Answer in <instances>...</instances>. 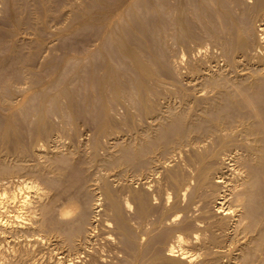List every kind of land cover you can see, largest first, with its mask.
Instances as JSON below:
<instances>
[{
  "label": "bare ground",
  "instance_id": "1",
  "mask_svg": "<svg viewBox=\"0 0 264 264\" xmlns=\"http://www.w3.org/2000/svg\"><path fill=\"white\" fill-rule=\"evenodd\" d=\"M1 1L4 3L2 8L4 7V9H3L4 14L3 15H5V16H1V18L4 17V20L6 21L5 24H10L13 27L12 29L10 28L11 30L10 29L7 30V35L9 36V38L10 37L14 38V36H15V39L18 37H21V35L19 34V31H21L20 33H23L22 30L29 29L28 31L33 32L32 34L36 38L34 40H36L38 43H40V44H38V45H40V47H38L39 51L37 49L36 50L34 49L36 52L35 51H33L34 53L30 52V55L27 53L29 51L25 52L27 47H26V49L24 47H20L22 43L21 44L19 43V45H17L18 43H16V42H15V45L13 47H10V51L6 50V49H8L7 47H9V46H7L5 48V51H7V53L1 54V55H4V57H3L2 61L0 60V84L2 86H5L6 90L9 92L8 93L9 96L12 99H11V101L5 100V102L3 101L4 103L1 102L0 107L3 106V110L5 112H6V108H8V107L11 108L12 112L15 111L14 107L18 108L17 106H19L20 111L21 110L24 112L26 111L24 116H21L22 115V114H20L21 112L17 110V113H19L21 117L16 114V111L13 112L15 114L11 113L10 115H8L9 113H7L8 116L4 115L5 117H7V119H4L5 117L3 118L2 114L4 112L1 113V111H0V128H1L0 132H1V134L4 137L10 139L11 141L13 139L16 146H20V144L22 142L21 140H23V139L19 140V137L23 138V136H25L24 134H26V132L31 134V136H34L35 138L42 139V137H43L47 142L49 140L51 132H53L52 131L53 125L49 120V115L51 113H53V112H51L52 109L56 106L58 109V106L60 105L59 100L61 99V97H65V99L67 98L66 101L67 100L69 101L68 107L72 108L74 105L79 106V103H82V102H80L79 96L77 97V94H79L82 86H85L86 90L89 89L88 91H91V92L95 91L96 92V94L93 97H91V98H93L90 100V101H92V103H89V104L87 103L86 105L83 104V106H81L82 111L80 110L81 114L84 116L85 115H93V116L95 115V116H97V117L94 116L95 118L100 119L99 123L97 124L98 126H96L97 127L96 132L95 133H94V131L92 132V133H94L93 135L96 134L95 139H93L94 141H92L94 144L93 148L96 149L95 151L98 152L99 150H101L99 148H101V147L103 148V146L106 143H110L112 145V147H109V148L114 149L113 147H116L117 145H119V140L122 136L121 134L123 133L124 128H125V130H127L124 133V138L126 139V141L124 140L125 141L124 145L120 143L118 148H120V147L121 148L118 152L116 151L115 153H112V152H110L111 150L109 149L107 153H104L106 155H104L102 157H101V155H99L102 153H99V154L97 153L98 155L95 153V155L93 157L94 158L93 161L96 162L95 164L98 163L99 167H102L105 170H108L109 172L106 171L107 174L114 172V174H112L113 179L118 178L119 181L126 183V184L124 183L126 189L123 186V188L127 191L126 193H128L127 198H129L128 200L126 199L127 200L126 202H124V201L122 202V200H120V199H124L123 197L126 196L127 194L124 193L125 195L121 197L122 192L121 193L118 192V193H120V197H121L119 199L118 198L119 196H117V194H115L116 190L112 189L113 186L111 187V185H110L112 182V180H111L112 178L110 179L111 182H109V181L102 179V177H104L103 175H102V177H100V179H102V182L104 181L103 187H102L103 190H102V188L100 189L102 191V194L101 193H98V194H101L105 197V198H100V199H103V200L106 199V201L110 207V208H107V207L106 208L108 209V211H109V209L111 210V211H109V213L112 212L110 215L113 216L112 218H113L114 225L116 228L115 230H117L116 232H118L119 236L121 237L120 241L122 242V244L121 243L120 244L123 245L122 247H124V249L127 252H129L128 254H130V256L132 257V258H128V259H131V264H194V261H195L194 255H192L193 253L190 254L189 250L187 251V246H186V240L187 239L185 240V238L183 237L185 231H188V233L191 231L189 235H186L187 232H185V237L187 236L188 238H190L192 240V242H194L193 240H200L199 239V232H204V231L209 232L210 238L208 239L209 236H207L206 238L209 240V242L212 243L211 245L218 244V241H219L218 237H216V234L214 233V231L212 229L213 224H211V223L213 221L212 222L210 221L211 223L209 222L211 225L209 224L206 226L204 224L205 227H202L200 225V224H202V221H200L201 219L200 220L194 219L192 222L189 221L188 223L187 222H184L181 224L179 223L180 226L172 224L176 227L178 226L180 229V232H179V234L174 235L171 240H169L170 238L168 239V237H166V239H168L171 242L173 240V242L176 244V246L169 245V247L167 249L165 247L164 251L158 250L156 247L157 243H159V239L162 237L159 238V237L150 236V234L148 232L146 234L147 239L144 242H143V240L146 237L144 239L139 238L137 231H136L137 225L136 224L134 225V226H136L135 227L136 229L133 228L132 223H130L127 220L129 218L126 219L128 214L125 217L124 213L126 210H131V211L134 210L135 214H134V212H132V213L134 214V216H137V222H139L138 220H142V221L145 219L148 220L147 218L150 217L151 212H153V209H154L153 205L154 204L156 205L155 202H154V204H152L153 201H151L152 199L150 198L151 194H149L150 192L148 193V191H149L150 187H152L154 184L160 185L161 182L158 183V181L161 178L159 176V180H158L157 177L159 174L162 175L163 173H165L164 176H166V180L168 181L165 183L166 184L169 183L171 189L174 191V193L176 195L175 200H177L179 203L182 201V204H183V200L184 199L186 200L187 197L189 199L188 202L190 201V203H188V202L187 203H188V205H191V206H192V204L197 205L199 203V202L194 203L197 201L196 199H198L200 202H203V201L207 202L208 198L210 199V197H211L210 195L214 194L211 191L209 192L208 191L209 189L215 190L214 192H216V188L217 189H219L220 187L225 188V190L221 191L219 194H218V192H217V194L215 193L216 194V196L214 195L215 198H213L214 196H212L214 201L212 202V200L211 199L210 200H211V203H213L214 209L211 206L212 208L211 207L210 208L213 210L209 211V212H211V213L213 212L216 217L218 216L220 218V220H222V222H223V225H224L223 227L226 226V229L229 225L227 223V221L233 220L235 225H233V224L232 225L234 226V229H235L234 232L237 235H241L242 237L244 236V238L248 237L249 235H251L253 237L252 243H250L248 245L243 244L241 246L240 255L238 253L239 257L238 258H231L232 257V255H231V257H230L231 261L230 260L229 261L231 262V264H259L260 262H262L260 264H264V0H91L90 2L85 3L84 5H81V3H80V5H77V6L76 5L73 6L75 4L74 3L75 0H17L18 3L20 2L19 3L20 5L18 6L22 10V11L20 10V12H18L19 9L16 8L17 2L14 4V0H0V2ZM79 2H80V0L78 1V3ZM67 3L72 5V9H71L69 16H68L69 18L66 16V18H68L67 20L69 22L68 30H67L68 33H69V31H71L70 33H72V32L73 33H79V32H82L81 30L85 31V29L88 30L89 28L95 29V31L97 33H95V32H93V33L97 34L96 36H98V43L99 44L95 45L96 46L95 50L90 49V48H88L89 50H86L85 49L86 47L84 48L82 45L81 46H73L71 48L70 51H72V52L74 51L75 52V53L73 52L74 54H78L79 55L78 58L81 61L80 67H79V68H81L80 69V72L82 71L81 73L76 74V72L74 73L75 69H72L74 76H75V74L77 75L76 76L77 78L74 82H76L75 84L78 85L77 87L81 86V88L73 90L70 87L72 85L71 84L68 85L69 83L66 84L64 81V83L66 85L64 83H63V85H65V87L64 88L62 87V89H59L58 93L52 94V91L50 92V90H53L52 88H54V86H56V85L59 86L61 81H63L66 78L64 75L66 74L65 71L67 70V68H69V66L66 65L67 63L65 64V61L64 62L61 60L59 61V59L55 56L57 54V52L55 55H53L55 52L54 53L51 52L52 54H46V57L48 55L47 60L43 61L42 56H41L42 57L41 60H40V58L38 59L39 62L40 61L45 62V63H43L44 69H43V67H40V69L42 68L44 70L43 73H45L46 76L40 75L39 69H38L39 73L35 72V70H34V68H35L34 64L36 61V60H34V58L36 56L39 57L44 52L43 51L40 53L41 48L45 45V40L47 38L46 36H48L51 33V31H50L51 26L49 25L50 23H48V21L50 19H57V18L60 19L61 18L60 22H62L61 20L64 19V17H63L64 15H62V17L59 18V13ZM1 5H2V3H1ZM1 5H0V7H1ZM81 6H83V7L81 8ZM78 7H80V8H78ZM68 8H70V6L68 7V5H67L66 6L67 11H68ZM66 9H64V11ZM159 9L161 11L162 10L167 11L166 13H169L168 11H170V10H172V12H174L173 17L169 18L170 16L166 15V16H168L167 19L164 18L166 21L169 20L168 21L169 24H171V26L173 27L172 28V36L176 38V41L174 39V42L178 41L179 43H181L183 45L187 42V39L188 40L190 39L192 41H196V40L198 41L199 40L201 42L203 40H204L203 42L207 41L206 43L211 45L213 48H215L216 52H219V51L221 52V54H222L221 58L226 57L227 60L233 62V64L239 65L238 69H239V67H241L240 68L241 72L245 71V70L248 71V72H246V73H248L247 75L246 74L244 75V73L239 74V75L236 74V76H237L236 78H238V79L236 81H234V83L232 85L236 84L237 86H239L238 87L239 89L241 87H242L241 90L245 89L244 92L248 91L247 93H250L252 96L249 94V98H247V99L250 100L252 98L251 101L253 99L255 100V102H254V100L252 101L254 103L253 104L254 107H255V104H257L256 101H258L259 106L256 105V107L258 108L257 113H256V111L253 112L251 114L252 116L249 114L250 117L246 116L247 114L245 112L244 113L246 115L243 113L242 108L244 110V107L241 108V106L242 105L244 106V104L246 103V100L243 99L244 103H242V100L240 99L241 97H239L241 95L240 92H242V91L239 92L240 95H237L238 94L237 92L239 90L238 89L236 90V87H237L236 85H234L235 88L233 87L234 89H232L231 85H230L231 83L228 84V82L226 81L227 83L225 82L226 83L225 84L223 81H221L220 77L217 78L218 76L215 74L216 70L214 71L215 73L213 71H209L210 65H211L210 63H212V62H210L208 65V67H209L208 72L206 74L203 73L204 79L201 78V80H204V81H202L203 84L202 83L201 84L206 89H210V90L212 89L214 91L216 90L217 91L216 93L219 92L218 94L221 95L220 97H222V100H219V101H221V103L218 100H215L216 96L215 97L213 96L214 98L212 97V99H206L204 109H202L200 114H197L195 111L192 110V108H194L193 103L196 101V99L194 98L195 99V101L193 100L194 102L191 100L192 101V104H191L190 100L186 101L185 100L186 98H184V101L180 102L183 104V107L181 104L182 109L180 110L178 108V110H180L179 112H178V110L177 111L173 110L174 107L173 108L171 107V109H169L168 106H170V105H166V107H168V109L166 111L163 110L166 107L164 105L165 103L163 104L160 101L162 99V97H161L162 95H161L159 89L162 88V92L166 93V91H164V90L171 89V85H175V84L178 85V83L180 85V82H178L175 78L178 75L174 77L175 73H173V71H174L173 68H176L175 67L176 65L173 67L172 62L167 60L170 57L169 56L170 53L166 52V50L164 48H161L159 45V39L162 38L161 36H163V35H162L161 31L158 30L160 27L158 28V25L156 23H159V22L161 23L164 16H162V17L159 16L156 18L155 16H157L158 14L153 15V13ZM18 13L24 14V17H22L23 15L20 17ZM63 13L64 12H62V14ZM170 14H171V12H170ZM0 15H2V13ZM164 15H165V12H164ZM64 22L65 21H63V23ZM3 23H4V21H3ZM169 24L166 23V25H168V26H169ZM60 25H62V24H59V26ZM0 26H3V25H0ZM168 26H166V27H168ZM53 28H52V30H53ZM63 29H65V27L62 28V32L59 31V29L57 30V31H59L58 37L60 36L62 39H65L64 38L65 37V31H63ZM92 29H91V31H92ZM161 29H162V27H161ZM168 29H170V27ZM30 30H32V31H30ZM3 31H5V30H3ZM18 34L20 36H18ZM166 34H169V31L166 32ZM166 34H165V37L170 36V35L166 36ZM2 35H4V34H2ZM25 35H27V34H25ZM29 35H30V33H29ZM51 35H52V33H51ZM83 35H86V34H83ZM89 35L91 36V34H89ZM94 36H93V38H94ZM96 36H95V38H96ZM31 37H29V40ZM72 37H74V36H72ZM173 37H171V38H173ZM4 38L9 39V38H6V34H5ZM53 38H54V36H53ZM91 38H92V36H91ZM66 39H70V38L66 37ZM92 39H90V40H92ZM166 39H169V38H166ZM12 40H14V39H12ZM17 40H20V39L18 38ZM27 40H28V38H27ZM27 40H26V42H27ZM3 41H5V40H3ZM94 41H92L91 44H94L97 42V41H95V42ZM169 41H170V39H169ZM171 41H173V39ZM17 42H19V41H17ZM21 42H23V41H21ZM54 42L55 41H53V43ZM57 42H58V40H57ZM80 42H81V40H80ZM88 42H89V40H88ZM163 42L164 41H162V43ZM1 43L3 45L2 41H1ZM31 43H29V44H31ZM78 43H79V41H78ZM162 43H160V44H162ZM198 43H195V44H198ZM206 43H204V45L202 44L203 46H200V48L202 47L204 49L205 47L209 46ZM12 44H13V42H12ZM12 44H11V46H12ZM25 44H27V43H25ZM54 44H56V42ZM68 44H69V42H68ZM72 44L75 45L74 42ZM171 44H174V43L171 42ZM181 44H180V47H181ZM5 45H7V44H5ZM33 45H35L34 42H33L32 46ZM51 45L52 44H49V46H51ZM191 45H193V44H191ZM23 46H24V44H23ZM63 46H65V45H63ZM63 46L59 45V47H63ZM86 46H87V44H86ZM162 46H164V45H162ZM44 47H46V45ZM59 47L57 48V50L59 49ZM166 47H168V46H166ZM169 48H171L173 50V47H169ZM190 48H191V46H190ZM2 49H4L3 46H2ZM46 49H48V47L45 48V51H46ZM49 49H51V47ZM55 49H56V46H55ZM64 49L65 48L60 49V50H64ZM166 49H168V48H166ZM211 49H210V52H212ZM217 49L219 51H217ZM29 50L32 51V49H29ZM184 50H185V48H184ZM190 50H192V48ZM200 50H199V52H197V54L200 53V55H201L202 50L201 51ZM47 51H50V50H47ZM187 51H188V49H187ZM193 51H195V50L193 49ZM193 51L192 52L188 51V52L194 53ZM196 51H198V50H196ZM46 52H44V55ZM0 53H5V52H0ZM166 53H168V55H165ZM67 54H68V52H67ZM221 54H219V55H221ZM60 55H62V54H60ZM202 55L204 56V54H202ZM213 55H216V54H213ZM166 56H169V57L166 58ZM198 56H199V54H198ZM61 57H63V56H61ZM74 57H76V56H72V58H74ZM69 58H71V57L69 56ZM202 58H204L203 60H205L206 57H201L200 59L202 60ZM209 58H207V59H209ZM75 59H74V61H75ZM169 59H171V57ZM196 59H198V58H196ZM255 59L257 60V62H254ZM181 60H183V59H181ZM224 60H226V59H224ZM68 61H70V60H68ZM80 61H78V62H80ZM86 61L88 62L87 64H85ZM209 61L207 60V62H209ZM226 61H224V62H226ZM189 62L191 63V61H189ZM195 62H194V64H197ZM200 63H203V62L200 61ZM39 64L41 65L42 63H39ZM187 64H189V63H187ZM187 64L186 65L183 64V68H185L184 66L187 67L188 66ZM205 64H206V62H205ZM72 65H73V63H72ZM72 65H70V66H72ZM75 65L76 64L74 62V67H75ZM201 65H203V64H201ZM235 65H233V67ZM33 66H34V68H33ZM197 66H199V65H197ZM204 66L205 65H203V67ZM227 66H226L225 70H229V69H227ZM208 67H206V68H208ZM233 67L230 66L229 68L232 69ZM36 68H37V66H36ZM38 68H39V66H38ZM211 68H212V66H211ZM221 68H222V66H221ZM236 68H237V66H236ZM190 69L191 68H188V71ZM195 69H196V72H200L198 68H195ZM216 69H217V67H216ZM234 69H235V67H234ZM77 71L79 72V70H77ZM178 71H180V68ZM188 71L186 73H188ZM192 72H193V69H192L191 73ZM205 72H206V70H205ZM219 72H220V70H219ZM228 72H230V71H228ZM184 73H182V74H184ZM223 73L222 74L217 73V74L222 75L223 76L222 79L225 80L224 75L227 73H225V74H223ZM236 73H237V71H236ZM201 74H200V76H201ZM185 75H184V77H185ZM232 75H234V74H232ZM51 76H52V78H51ZM198 76H199V74H198ZM230 76L227 75V78L229 77L230 79H232ZM9 77H10V79L12 78V80H14V82L16 80L19 83H22V85L24 84L27 87L30 86L29 91H27V93H29L31 91L29 93L31 95H28L27 100H30L28 98H29V96H31L32 101L37 100L38 102H40L38 105L39 110H37V113H36V114H38V112H39L37 119L35 118V120H34V118L31 117L32 118V120H31V118H30L31 114H29L30 116L27 114L28 107L30 106L29 104H28L29 105L28 106L27 103H30V102H28L26 100L27 103L26 104L23 103L21 105H18L17 102H16V104L13 103V99L15 98L14 96L17 95L18 92H15L16 94L13 93V91L11 89L12 86L9 85L11 83L10 81H12V80H8ZM234 77H235V75H234ZM177 78H179V77H177ZM182 78L183 77L181 76V79ZM186 78L183 80L186 81ZM225 78H226V76H225ZM168 80H170V82ZM151 83H152V85H150ZM188 83H190V82H188ZM195 83L197 84L196 81H195ZM195 83L194 82L190 83V85L191 84L195 85ZM14 84L12 82L13 86H14ZM127 84H128V86H127ZM184 85H185V83H184ZM227 85H230V87H228ZM164 87H170V88L165 89ZM177 87H175V88H177ZM0 88H2V87L0 86ZM41 88H45L46 90H49L48 93H51V94L45 93V95L40 96L39 94H41V92H40ZM74 88H76V87H74ZM163 88H164V90H163ZM182 88L184 89L183 86H182ZM187 88L188 87H186V89ZM186 89H184V91ZM6 90H3V92L4 91L6 92ZM83 90L85 91V88ZM171 90H172L171 92H173V89H171ZM23 91L25 92L26 90L22 89V92H20V93H23ZM0 92H1V90H0ZM5 92H4V94H5ZM174 92H175L174 94H176V91H174ZM177 92H179V90ZM198 92H200V91L197 90L196 93H198ZM202 92L205 95L203 90H202ZM180 93H181V90H180ZM180 93H178V94H180ZM207 93L208 92H206V94ZM72 94H74V95H72ZM169 94H170V92H169ZM184 94L187 95V92ZM201 94L202 93H200V95ZM209 94L211 95V92ZM209 94H208L207 98H209ZM242 94H243L244 98L246 95L248 97V94H245L243 92H242ZM18 95H22V94L18 93ZM23 95H26V94H23ZM166 95H168V93H166ZM181 95L182 94H180V96ZM183 95H182L181 99L183 97H185ZM194 95H197V94H194ZM1 96H2V94H1ZM9 96H7V97H9ZM180 96L179 97L177 96L178 97L177 99H180ZM188 96H190V95H188ZM7 97H6V99H7ZM172 97H173V95H172ZM200 97L201 96H199V98ZM203 97H201V98H203ZM84 98H85V95H84ZM191 98L192 97H190V99ZM204 98H206V96ZM216 98L218 99V97H216ZM8 99L10 100V98H8ZM171 99L172 98H170V100ZM173 99H175V98H173ZM177 99H176V102H178ZM22 100H24V99H22ZM165 100H168V99H164L162 101L165 102ZM199 100H201L199 102L203 101V99H199ZM58 101H59V104L57 105ZM88 101H89V99H88ZM115 101L120 103L123 106V107H121V106H119L120 104L119 105L116 104V107L118 106L117 110H119V107L124 109V113L120 109L122 111L121 113L123 114V115H121L123 117L122 120H119L118 118H116V117H120V115L117 116V114L115 113L116 110L114 112V109L112 108V106H113L112 104H114V106H115V103H113ZM179 101H181V100H179ZM18 103H20V101ZM64 103H66V102H64ZM247 103L245 104V107L248 108ZM198 104L196 106H198ZM203 104H204V102H203ZM31 105H32V103H31ZM33 105H34V103H33ZM194 105H195V103H194ZM178 106H179V104H178ZM178 106L176 105V107H178ZM202 106H201V108H202ZM35 107L36 106H34V109H35ZM37 107H36V109H37ZM61 108H63V110H64V107H61ZM71 108H70V110H71ZM78 108H80V107H78ZM92 108L94 110H92ZM249 108H248L249 109L248 111L251 113L252 111H250V110H252V107L250 106ZM32 109H33V107H31V110ZM67 109L68 108H66V110ZM0 110H2V109L0 108ZM59 110H60V108H59ZM72 110H73V108H72ZM246 110L247 109L245 108L244 111H246ZM119 111H117V112H119ZM31 112H29V113H31ZM57 112H58V110H57ZM65 112L67 113L70 111H65ZM197 112H200V111L197 110ZM70 113L72 114V112H70ZM70 113H69V116H70ZM51 115L53 116L54 114H51ZM66 116L64 115L63 117H66ZM53 117H55V116H53ZM60 117H62V116H60ZM75 118L77 121V117H75ZM75 118H73L74 121H75ZM88 118H89V116H88ZM95 118H93V119H95ZM54 119H52V120H54ZM58 119H60V118H58ZM61 119L63 120V118H61ZM64 119L66 120V118H64ZM64 121L62 122V126H61L62 128H63ZM68 121L70 122L69 118H68ZM26 122L29 123L31 126L28 127L27 129L22 128V123H26ZM66 122H67V120H66ZM91 122H92V120H91ZM95 122L96 121H94V123ZM72 123H73V120L71 121V124ZM64 127L67 130L68 127H66V125ZM76 127H78V126L76 125ZM92 128H93V130H95L94 126ZM69 129L70 130L73 129V127L70 128V123H69ZM70 130H67V131H70ZM84 131H85V129H84ZM73 132H75V131L73 130ZM65 133H68V132H65ZM53 134H54V132H53ZM71 134H72V132L70 133V135ZM77 134H79L78 131H76V135ZM80 135H83L82 132ZM103 136L109 140V141L107 140V142H104L105 143L104 145L101 143V137H103ZM66 137H67V135H66ZM67 138H68V140H70L69 137H67ZM44 139H43V141H44ZM121 139L123 141V138H121ZM10 140H8L6 142H9ZM54 140L55 139H53V141ZM41 141H39V142L41 143ZM57 141H59V140H57ZM1 142H2V140H1ZM26 142H27V139H26ZM36 142L38 143V141H36ZM49 142H50V140H49ZM49 142H47V143L49 144ZM88 142H91V141L89 140ZM31 143H32V140H31ZM31 143H30V145H31ZM101 144H102V146H101ZM33 145L34 144H32V146ZM39 145L40 144H38L37 146L39 147ZM6 146L7 145H5V147ZM44 146H46V145H44ZM5 147H4V149H5ZM48 147H49V145H47V148ZM71 147H73V146H71ZM9 148L12 149V146ZM21 148L23 149L22 145H21ZM47 148L45 149V151L50 149V148H48V149ZM78 148H79V146H78ZM238 148L242 149L241 151H243V152H241V154H238L240 152L236 153V149H238ZM37 149H38L39 153H42V150H41L42 148L41 149L37 148ZM55 149H56V147H55ZM97 149H99V150L97 151ZM116 149H114V151ZM7 150H8V148H7ZM70 150L68 151L69 153H71ZM85 150H86V152L88 151L87 148ZM24 151L22 150V154L24 156H26L25 155L26 153L25 154L23 153ZM29 151H30V149H29ZM48 151L51 152V150H48ZM54 151H57V150H54ZM81 151H83V150H81ZM103 151H100V152H103ZM237 151H239V149ZM3 152H5V151H3ZM44 152H43V154H44ZM57 152H59V151H57ZM104 152H106V151H104ZM20 153H21V151H20ZM20 153H18V154H20ZM60 153H61V151H60ZM73 153H75V152L73 151ZM73 153H72V155H73ZM82 153L84 154V151ZM2 154L3 153H1V155ZM15 154H17V152L14 153V156H15ZM36 155L35 156L37 158L41 157L40 155L38 157L37 153H36ZM77 155H79V154H77ZM91 155L92 154H89V157ZM20 156H21V154H20ZM32 156H34V155H32ZM53 156H52V158H53ZM57 156H56V159H58ZM87 156L88 155H86V157ZM2 157L4 158V156H2ZM27 157H28V159L31 158V157H29V155ZM44 157H46V156H44ZM60 157H63V156H60ZM86 157H85V159H86ZM16 158H18V157H15L14 159H16ZM65 158L67 159V157H65ZM79 158H81V156H79ZM79 158H75V159L73 158L72 161H71V159L68 158L70 160L71 164L69 162L70 166H69V164H68V166L70 168L69 167H67V168L74 170V171L76 169H78V171L81 170V169H79L80 168L79 167L80 166L79 165V163H80ZM6 159H7V157H6ZM35 159H34V161H35ZM51 159L48 161L54 162V161H52L53 159L52 160ZM63 159L64 158H62L61 161ZM87 159H90V158H87ZM7 160L2 159V161L0 160V163L1 162L5 163V161H7ZM20 160L21 159H19V161ZM25 160L27 161V159H25ZM59 161L55 160V162H58V163H59ZM65 161H63L64 164H65ZM89 161L92 162L91 159ZM36 162H42V161H35V163ZM49 162H46V163L48 164ZM90 162H88V163L89 164L94 163V162H92V163H90ZM24 164H25V162H24ZM38 164H37V167L35 165L36 168L34 171H36V169L38 170V166H39ZM53 164H52V166H53ZM85 164H86V162H85ZM1 165L3 166V164H1ZM1 165H0V168L2 170L4 167L2 168ZM42 165L45 166L44 163ZM42 165L40 163L39 170L41 171V173L44 171V168H45ZM59 165H60V163H59ZM81 165H84V164L81 163ZM50 166H51V164H50ZM50 166H48V167H50ZM66 166H67V164L64 166V168ZM89 166L92 167L91 165H89ZM230 166H233L232 168H234V169H232ZM7 167H9V166H7ZM17 167H20V166H16L15 167L16 169L14 168V166L11 167V168H14V170H15L14 174L16 173ZM22 167H24V166H22ZM30 167H29V169H30ZM11 168H9V169H11ZM25 168H26V165H25ZM31 168H32V170L34 169V167H31ZM59 168H61V167L59 166L58 169ZM185 168L188 170V173H186L187 170ZM189 168H191V169H189ZM49 169H52V167ZM58 169H56V171ZM19 170H20V168L17 170V172ZM52 170H54V169H52ZM97 170H99V169L97 168ZM4 171L6 172L7 168H6V170L3 169L1 174L4 173ZM81 171L79 173H81ZM84 171H85V169H84ZM46 172H48V171H46ZM77 172H76V174H77ZM10 173H12V171ZM26 173H28V172H26ZM74 173H72V174L74 175ZM83 173L84 172H82L81 174L84 175ZM95 173L93 172V174H95ZM85 174H86V172H85ZM109 174H108V176H111ZM7 175H9V174H7ZM43 175H45V174H43ZM78 175H75L76 178H78L77 180L79 181V179H80V181H81V183L77 181L78 183H80V185H79L80 190L78 189V191H80V193L81 194L83 193V194L81 195L78 193L79 194L78 197H77V195L75 196L77 198H74V196L72 197L71 195H70L71 197L68 198L69 196L64 195V193L66 194V192L62 193L63 191H61V193L59 195L61 197L57 198L58 195H57V197H54V198L51 197V200L49 201L50 203L46 204L45 202H47V200L46 201L44 200L45 201L44 202L45 204H44L43 199L45 198V195H42V193H41L42 191L39 188L38 184L31 183V182L30 183L25 182L23 184L21 183L20 185H18V187L16 184V186L14 188L15 190L12 189L13 191H10V192L0 191V235L3 236L5 239L8 236H11L12 234H14L16 232H21V231L22 232L23 231L28 232L31 229H33V226L35 224H39L38 223L39 220L37 217L38 213H36V210H38V208L42 207L39 209L40 211H42L40 213L41 214L43 213V215L45 217L44 219H48L49 223L53 224L52 227L55 226L56 229H54V230H57L59 235H61L64 240L71 241L72 239H74L76 237H82V236L84 238L85 237L87 238L88 235L92 231L95 230V229L94 230L91 229V228H95V227H92L94 225H92L93 224V222H92L93 215L91 214V210L95 209V212L102 211V210L99 208L100 206L96 205V203H95L96 206L95 207L93 206L94 208H92V209L90 208L91 206H89L90 204L88 203V199L92 200L91 195H90L92 192L89 193L91 190H90V188L87 187L88 185L85 184L86 181L83 178V176H80V174H78ZM95 175H97V174H95ZM63 176H60V178L62 177L61 179L59 178V175L56 178L54 176L53 177L55 179L59 178L58 180L62 181ZM69 176L71 177V175H69ZM88 176H85V178H87ZM97 176H100V174ZM108 176H107V180H109ZM36 177L38 180V176H36ZM50 177L52 178V175ZM65 177H66V175H65ZM65 177H64V179H66ZM46 178H44V179H46ZM67 178H69V177H67ZM1 179H4V176ZM55 179H52V180L50 179L51 184H52V182L53 183L58 182ZM193 179L195 180V182H194L195 185H193V183H192ZM97 181H98V179H97ZM113 181H115V180H113ZM44 182H46V181H44ZM88 182H90V181H88ZM117 182H116V184H117ZM55 183L51 185V188H53L52 187L53 185L56 188V185L58 183L57 184H55ZM95 183H97V182H95ZM60 184H58V185H60ZM63 184H64V182H63ZM70 184H72V182ZM113 184L114 183H112V185ZM119 184H120V182H119ZM134 184L138 185V188H135L136 186L134 187ZM5 185H7V184H5ZM5 185H4V187H7ZM45 185H46V183H45ZM162 185L163 184H161V187H162ZM120 186H121V184H120ZM60 187L62 189H64L63 185H60ZM73 187H75V186H73ZM96 187H97V185H96ZM55 188H53V189H55ZM61 188H57V189H61ZM77 188H78V186H77ZM86 188H88L90 191L87 190ZM116 188H117V186H116ZM119 188L120 187H118L117 189H119ZM154 188L156 189V186ZM168 188H166V191H168ZM7 189H9V188H7ZM71 189H72V186H71ZM157 189H158V187H157ZM100 190H99V192H101ZM161 190H160V192H161ZM219 190H221V189H219ZM51 191L55 192L52 189H51ZM56 191L58 192V190H56ZM96 191H97V189H96ZM173 191L169 190V192H172V194H173ZM188 191H190V193ZM52 192H50V193H52ZM70 192H72V191H70ZM75 192H74V195H75ZM160 192L158 193V196H159ZM187 192H188V194H187ZM164 193H166V192L164 191L163 194ZM94 194L92 193L93 197H95ZM48 195L50 196V194H48ZM152 195H153V193H152ZM52 196H53V194H52ZM54 196H56V195H54ZM98 196H96V197L98 198ZM103 196H101V197H103ZM155 196H157V195H155ZM166 196H168V195L165 194V196H163V197H166ZM169 196L171 197L170 194H169ZM230 196H232V197L229 199ZM47 197L48 196H46V199H47ZM62 197L64 199H66V202L62 205L61 204L58 205L59 208L56 209L55 208L56 204L60 203L61 202L60 200L64 201V199H60ZM159 198H161V196ZM173 199H174V197H173ZM164 200H166V199H164ZM94 201L95 200H93L92 202H94ZM154 201H155V199H154ZM96 202H98V201H96ZM99 202H100V200H99ZM161 202H164V201H161ZM104 203L102 202L101 204H104ZM166 204H168V201H166ZM166 204L164 202V207H166L165 206ZM200 204H202V203H200ZM179 205H181V204H179ZM184 205H185V203H184ZM204 205H205V203H204ZM58 206H56V207H58ZM102 206L104 208V206H107V205H102ZM174 206H175V204H174ZM186 206H187V204H186ZM186 206H183V207H186ZM199 206H201V205H199ZM183 207H182V210L185 211V210H188L190 206L189 207L187 206L188 209H183ZM201 207H203V205ZM201 207H199V208H201ZM106 208L104 210H106ZM192 208H194V207H191V209ZM195 208H197V206ZM206 208H204V209H206ZM161 209H160V211L162 213L163 209L165 210V208L161 207ZM168 209H170V208H168ZM156 210H157V208L155 209V214H153L154 217L157 214ZM200 210L201 209H199V212H200ZM166 211H168V210H166ZM172 211H174V210H172ZM179 211H181V210H179ZM183 211H182V213H183ZM207 211H206V213H207ZM159 212H158V214H159ZM186 212L188 213V211H186ZM92 213H93V211H92ZM161 213H160V216H161ZM190 213L191 212H189L188 214H190ZM211 213H208V214H210L209 218H211V215H212ZM102 214H104V213H102ZM102 214H99V215H102ZM158 214L155 218L159 217L158 221L160 220V222L162 224V222H164V221H161L160 216H158ZM164 214H166V212ZM168 214H170V213H168ZM168 214H166V215H168ZM204 214H205V212H204ZM43 215H41V216H43ZM91 215H92V217H91ZM171 215L172 214H170V216ZM193 215H195V214H193ZM196 215H198V217H199V214L196 213ZM102 216L104 217V215H102ZM102 216H101V218L103 219ZM178 216L180 218V215H178ZM192 216L190 217V219H192ZM107 217H110V216H107ZM129 217H130V215H129ZM131 217H133V215ZM173 217H174V215H173ZM181 217H182V215H181ZM99 218H100V216H99ZM161 218H163V217L161 216ZM193 218H196V217L194 216ZM206 218H208V217H206ZM206 218L205 217H204V219L202 218L203 221ZM212 218L210 220H212ZM242 218L247 219L248 222L244 224V222H242ZM42 219H43V217H42ZM176 219L170 217L169 221L175 222ZM182 219H184V218L182 217ZM131 220H133V219L131 218ZM153 220H154V218H153ZM208 220L206 219V221H208ZM166 221H168V219H166ZM176 221L180 222L179 219ZM155 222H157V220H155ZM178 222L176 224H178ZM198 222H201V223L199 224ZM49 223H47V224H49ZM97 223H98V221H97ZM145 223H146V221H145ZM204 223H205V221H204ZM214 223H217V222H214ZM41 224H42V222H41ZM164 224H166V222ZM206 224H207V222H206ZM97 225L98 224H96V227H97ZM142 225L144 226L145 224L143 223ZM157 226H159V225H157ZM38 227H39V225H38ZM107 227H106V229H107ZM144 227H146V226H144ZM162 227H164V226H162ZM223 227L221 230H225V229H223ZM34 228H36V227H34ZM139 228H140V226H139ZM219 228H221V227H219ZM228 228H231V225ZM155 229H157V228H155ZM33 230H31L32 233H33ZM108 230H109V228H108ZM110 230H111V228H110ZM146 230H147V227H146ZM154 231H156V230H154ZM162 231H163V229H162ZM112 232L114 233L115 231H112ZM169 232H171V230H169ZM169 232L164 230L163 231L164 234L162 233V236L164 237V236L169 235ZM229 232H231L230 229H229ZM224 234H226V233L224 232ZM228 235H230V234H228ZM12 236H14V235H12ZM17 236H18V234H17ZM103 236H104V234H103ZM232 236H230V237H232ZM106 237H109V236H106ZM142 237H144V236H142ZM220 237H219V239H220ZM224 237H225L223 239L224 241H222V242H225L228 239V238L226 239V236H224ZM236 237H238V236H236ZM236 237L234 236L233 238L236 239ZM202 238H204V237H202ZM141 239H142V241H141ZM245 240H247V239H245ZM57 241H58V239H57ZM116 241H118V240H115V242ZM238 241L240 242V240H237V242ZM54 242H56V241H54ZM163 242H161V243H163ZM201 242H204V240ZM231 242H230V244H231ZM205 243H203L204 244L203 249L207 253L209 251L207 250L208 248L205 247ZM68 244H69V242H68ZM77 244H79V243H77ZM198 244H200V243H198ZM220 244H222V243H220ZM57 245L59 246L61 244H57ZM64 245H66V244H64ZM209 245L210 244H208V246ZM224 245H226V244H224ZM84 246H86V245H84ZM164 246H166V244ZM190 246L191 245H189V247ZM217 246H216V248H217ZM67 247H69V246H67ZM163 247H162V249H163ZM195 247H197V244ZM210 247H214V246H210ZM210 247H209V249H210ZM192 248H193V246H192ZM219 248H220V246H219ZM195 249H193L194 252H196ZM231 249L234 250V248H231ZM231 249L229 250V252L226 251L227 249L224 250L225 252H228L225 254L222 250L221 251L217 250V251L220 254H222V252H223L224 255L228 256V255H230L229 253H230ZM82 250H83L82 252H84L85 249H82ZM234 252L233 253L231 252V253L234 255ZM238 252H239V250H238ZM202 253H203V251H202ZM93 255H96V254H93ZM123 255H125V254H122V256ZM198 255H200V253H198ZM201 255H204V254H201ZM208 256H206V257H208ZM212 256H213V254L210 255V258ZM226 256H224V257L226 258ZM104 257H106V256H104ZM213 257H215V259L217 260L216 256H213ZM213 257L211 259H213ZM258 257L261 260L260 262H258V259H257ZM95 258L92 261L96 260ZM204 258L205 257H203V259ZM110 259L112 260V258H110ZM122 259L124 260V258H122ZM199 259H202V258H199ZM221 259H223V258H221ZM68 260H70V259H68ZM81 260H83V259L81 258ZM105 260H109V259H105ZM123 260H122V262H123ZM205 260H207V259L205 258ZM101 261H103V260H101ZM98 263H100V262H98ZM119 263H121V262H119ZM127 263H128V260H127ZM214 263H216V262H214ZM223 263H225V261ZM94 264H97V263H94ZM124 264H125V261H124ZM199 264H206V263H204V261H203V263H199ZM211 264H212V262H211Z\"/></svg>",
  "mask_w": 264,
  "mask_h": 264
},
{
  "label": "rangeland",
  "instance_id": "2",
  "mask_svg": "<svg viewBox=\"0 0 264 264\" xmlns=\"http://www.w3.org/2000/svg\"><path fill=\"white\" fill-rule=\"evenodd\" d=\"M77 1V2H76ZM78 1L79 0H75L74 1V5L73 6H77V5H80V3H81V5H84L85 3H88V2H90L91 0H80V2L78 3ZM17 2V3H16ZM1 3H2V5H1ZM16 3V8L17 9H19L18 10V12H20V7H18L20 4V2L18 3V1L17 0H14V4ZM0 5H1V7H0V14L2 13V15H0V25H3V26H0V52H5V53H0V60L2 61L3 60V57H4V55H1V54H6L7 53V51H5V48L7 47V46H9V47H7L8 49H6V50H9L10 51V47H13L14 45H15V42L16 43H18L17 45H19V43L21 44V46L20 47H24L25 49H26V47H27V49L25 50V52L26 51H29V52H27L29 55H30V52H33V51H35L36 49L39 51V48L38 47H40V45H38V44H40V43H38L36 40H34V39H36L35 38V36L32 34L33 32H29L28 30L29 29H25V30H22L23 31V33H20L21 31H19V34L21 35V37H18V36H20L19 34H18V38L20 39V40H17L18 38H16L15 39V36H14V38L12 37H10L9 38V36L7 35V30H9L10 28L12 29L13 27H12V25H10V24H5V20H4V17H2L1 18V16H5V15H3L4 14V11H3V9H4V7L2 8V6L4 5V3L1 1L0 2ZM68 5V7L70 6V8H68V11H67V9H66V6ZM83 6H81V8H82ZM62 8V7H61ZM78 8H80V7H78ZM64 9H66L65 11H64ZM71 9H72V5L71 4H69V3H67L63 8H62V10L60 11V13H59V18L60 17H62V15H64L63 17H64V19H62L61 21L62 22H60V19H50L49 21H48V23H50L49 25L51 26L50 27V31H51V33H52V35L54 36V38H53V36L51 35V33L48 35V36H46L47 38H46V40H45V45H46V47H42L41 48V51H40V53L41 52H46L47 50H50V51H47L46 53H45V55H44V52L38 57V56H34L35 58H34V60H36L35 61V68H34V66H33V68H34V70H35V72H38V69L40 70L38 73L40 74V75H45L46 76V74L45 73H43V69H44V64L43 63H45V62H43V61H45V60H47V58H48V55H47V57H46V54H52V53H54L53 55H55L56 54V52H57V54L55 55L58 59H59V61L61 60V61H65V64L66 65H68L69 66V68H67V70L65 71L66 72V74L64 75L66 78L63 80V81H61V83L59 84V86H54V88H52L53 90H50V92L52 91V94H55V93H58L59 92V89H62V87L64 88L65 87V85L66 84H68V85H72V86H70L71 87V89H78V88H81V86L80 87H77L78 85L77 84H75L76 82H74L75 80H76V74H79V73H81L80 72V69L81 68H79L80 67V63H81V61H80V59L78 58L79 57V55L78 54H74L72 51H70L71 50V48L73 47V46H83L86 50H89L88 48H90V49H94L95 50V45H98L99 43H98V36H96L97 34H95V33H97L96 31H95V29H92V31H91V29L89 28L88 30L87 29H85V31L84 30H81L82 32H79V33H70L71 31H69V33H68V25H69V22H68V16H69V13H70V11H71ZM83 10V9H82ZM22 11V10H21ZM62 12H64L63 14H62ZM68 12V13H67ZM163 12V13H162ZM164 12H165V15H164ZM167 11H165V10H156L154 13H153V15H157V16H155L156 18L157 17H162V16H164L163 17V19H162V21H161V23L159 22V23H156L157 25H158V30H160L161 31V33H162V35L163 36H161L162 38H160L159 39V45H160V47L161 48H164L165 50H166V52H169L170 54H169V56L171 57V59H169L170 57L169 56H166V58H168L167 60H169L170 62H172V65H173V67L175 66L176 68H173V73H175V75H174V77L175 76H177V77H179V78H177V77H175L176 78V80L178 81V82H180V85H179V83H178V85L177 84H175V85H171V89H173V92H171L172 90L171 89H168V88H170V87H164L165 89H168V90H164V88H163V90L164 91H166V93H168V95H166V93L164 92H162V88H160L159 89V91H160V93H161V97H162V99L160 100L164 105H165V107H166V105H170V106H168L169 107V109H171V107L173 108L174 107V109L173 110H175V111H177L178 110V108L181 110L182 109V107H183V104L182 103H180V102H183L184 101V98H186L185 100L186 101H189L190 100V103L192 104V101L194 100L195 101V99H196V101L194 102L195 103V105H194V103H193V106H194V108H192V110L193 111H195L197 114H200L201 113V111H202V109H204V106H205V102H206V99H212V97L214 96H216V97H218V99L215 97V100H222V97H220L221 95H219L218 93H216L217 91L215 90H210V89H206L205 87H203V82L202 81H204V80H201V78L202 79H204V74H206L207 72H208V70H209V67H208V65H209V63L210 62H212V63H210L211 65H210V70L209 71H215L214 73L218 76H216L217 78H221V81H223L224 83L227 81L228 82V84L229 83H231L230 85H231V88L232 89H234L235 88V86L234 85H236V84H234V85H232L233 83H234V81H236L238 78H236L237 76H236V74L237 75H239V74H243L244 73V75L246 74H248V73H246V72H248V71H242L241 72V70H240V68L241 67H239V69H238V66L239 65H235V64H233V62H231V61H229V60H227V58L226 57H223V58H221V56H222V54H221V52L217 49V51H219V52H216V49L215 48H213L211 45H209V44H207L206 42L207 41H205V42H201V41H192V40H188L187 39V42L185 43V44H181V43H179L178 41V43L177 42H174V39H175V41H176V38L175 37H173L172 36V26H171V24H169V20L168 21H166L164 18H166L167 19V17L168 16H170L169 18H171V17H173L174 16V12H172V10H170V11H168L169 13H166ZM170 12H171V14H170ZM161 13V14H160ZM19 14V13H18ZM21 14V15H20ZM19 14V16L21 17L22 15V17H24V14H22V13H20ZM61 14V15H60ZM170 14V15H169ZM166 15H168V16H166ZM172 15V16H171ZM66 16L68 17V18H66ZM2 21V22H1ZM3 21H4V23H3ZM63 21H65L64 23H63ZM52 22V23H51ZM54 22V23H53ZM60 22V23H59ZM166 23H168L169 24V26L168 25H166ZM59 24H62V25H60L59 26ZM64 24V25H63ZM66 24V25H65ZM165 24V25H164ZM57 25V26H56ZM160 25V26H159ZM9 26V27H8ZM166 26H168V27H166ZM54 27V28H53ZM57 29H56V28ZM61 27V28H60ZM63 27H65V29H63V31H65V39H62L60 36L58 37V33H59V31H61L62 32V28ZM161 27H162V29H161ZM170 27V29H168ZM52 28H53V30H52ZM164 28V29H163ZM10 29V30H11ZM59 29V31H57ZM3 30H5V31H3ZM164 32H163V31ZM30 31H32V30H30ZM169 31V34H166V32H168ZM4 32V33H3ZM27 32V33H26ZM86 32V33H85ZM89 32V33H88ZM93 32H95V33H93ZM171 32V33H170ZM174 32V31H173ZM29 33H30V35H29ZM164 33V34H163ZM2 34H4V35H2ZM5 34H6V38H9V39H5L4 37H5ZM23 34V35H22ZM25 34H27V35H25ZM56 34V35H55ZM83 34H86V35H83ZM89 34H91V36H92V38H93V36L95 35L96 36V38H95V36H94V38L92 39L91 38V36L89 35ZM93 34V35H92ZM165 34H166V36H168V35H170L171 37H173V38H171L170 36H168V37H165ZM33 35V36H32ZM71 35V36H70ZM2 36V37H1ZM4 36V37H3ZM32 36V37H31ZM52 36V37H51ZM72 36H74V37H72ZM90 36V37H89ZM25 37V38H24ZM29 37H31L30 38V40H29ZM34 37V38H33ZM51 37V38H50ZM66 37H69L70 39H66ZM88 37V38H87ZM22 38V39H21ZM27 38H28V40H27ZM49 38V39H48ZM61 38V39H60ZM74 40H73V39ZM80 38V39H79ZM164 38V39H163ZM166 38H169L170 39V41L173 39V41H171L172 43H174V44H171V42L169 41V39H166ZM12 39H14V40H12ZM27 40V42H26V40ZM60 39V40H59ZM86 39V40H85ZM90 39H92V40H90ZM3 40H5V41H3ZM9 40V41H8ZM12 40V41H11ZM57 40H58V42H57ZM80 40H81V42H80ZM88 40H89V42H88ZM97 41L96 43H94V44H91L92 43V41ZM166 40V41H165ZM178 40V39H177ZM202 40V39H201ZM1 41L3 42V45H2V43H1ZM8 41V42H7ZM17 41H19V42H17ZM21 41H23V42H21ZM32 43H31V42ZM53 41H55L56 42V44H54L53 43ZM66 41V42H65ZM78 41H79V43H78ZM94 41V42H95ZM162 41H164L163 43H162ZM169 41V42H168ZM11 42V43H10ZM12 42H13V44H12ZM27 43V44H25V43ZM33 42H34V44L35 45H33L32 46V44H33ZM63 42V43H62ZM68 42H69V44H68ZM75 43V45H73L72 43ZM84 42V43H83ZM87 42V43H86ZM191 42V43H190ZM199 42V43H198ZM9 43V44H8ZM29 43H31V44H29ZM90 45H89V44ZM160 43H162V44H160ZM195 43H198V44H195ZM204 43H206L207 45H209V46H207V47H205L204 49L201 47L200 48V46H203L204 45ZM5 44H7V45H5ZM11 44H12V46H11ZM23 44H24V46H23ZM49 44H52L51 46H49ZM72 44V45H71ZM86 44H87V46H86ZM180 44H181V47L183 48H181L180 47ZM191 44H193V45H191ZM203 44V45H202ZM31 45V46H30ZM59 45L61 46H63V45H65V46H63V47H59ZM162 45H164V46H162ZM185 45V46H184ZM190 45L191 46V48H192V50H190L191 48H190V46L188 47V46ZM196 45V46H195ZM2 46H3V48L4 49H2ZM55 46H56V49H55ZM166 46H168V47H166ZM184 46V47H183ZM30 47V48H29ZM33 47V48H32ZM48 47V49H46V51H45V48H47ZM51 47V49H49ZM59 47V49L57 50V48ZM169 47H173V50L171 49V48H169ZM32 49V51H30L29 49ZM63 48H65L64 50H60V49H63ZM166 48H168V49H166ZM184 48H185V50H184ZM209 48V49H208ZM212 48V49H211ZM35 49V50H34ZM43 49V50H42ZM176 49V50H175ZM187 49H188V51L190 52H192L193 51V49L195 50V51H193L194 53H189L188 51H187ZM203 51H201V50ZM210 49L212 50V52H210ZM214 49V50H213ZM52 50V51H51ZM54 50V51H53ZM179 50V51H178ZM196 50H198V51H196ZM199 50L201 51V55H200V53H198L199 54V56H198V54H197V52H199ZM209 50V51H208ZM8 51V52H9ZM208 51V52H207ZM36 52V51H35ZM52 52V53H51ZM64 52V53H63ZM67 52H68V54H67ZM70 52V53H69ZM186 52V53H185ZM210 52V53H209ZM34 53V52H33ZM72 53V54H71ZM208 55H207V54ZM60 54H62V55H60ZM65 54V55H64ZM70 54V55H69ZM74 54V55H73ZM176 54V55H175ZM195 54V55H194ZM197 54V55H196ZM202 54H204V56L202 55ZM207 56H206V55ZM213 54H216V55H213ZM219 54H221V55H218ZM59 55V56H58ZM165 55H168V53H166ZM174 55V56H173ZM183 55V56H182ZM192 55V56H191ZM210 55V56H209ZM43 57V59H42V57ZM61 56H63V57H61ZM69 56L71 57V58H69ZM72 56H76V57H74V58H72ZM188 56V57H187ZM196 56V57H195ZM198 56V57H197ZM215 56V57H214ZM45 57V58H44ZM201 57H206L205 58V60H203L204 58H202V60L200 59ZM210 57V58H209ZM220 57V58H219ZM40 58V60L42 59L43 61H38V59ZM67 58V59H66ZM76 58V59H75ZM196 58H198V59H196ZM207 58H209V59H207ZM63 59V60H62ZM65 59V60H64ZM72 59V60H71ZM74 59H75V61H74ZM181 59H183V60H181ZM200 59V60H199ZM209 61V62H207V60ZM220 59V60H219ZM224 59H226V60H224ZM68 60H70V61H68ZM191 61V63L189 62V61ZM212 60V61H211ZM219 60V61H218ZM68 61V62H67ZM78 61H80V62H78ZM184 61V62H183ZM196 61V62H195ZM200 61L201 62H203V63H200ZM219 64H217L216 62ZM224 61H226V62H224ZM37 62V63H36ZM48 62V61H47ZM74 62H75V67H74ZM194 62L195 63H197V64H194ZM205 62H206V64H205ZM230 62V63H229ZM254 62H257V60L255 59V61ZM39 63H42L41 65L39 64ZM69 63V64H68ZM72 63H73V65H72ZM79 63V64H78ZM88 62L86 61V63L85 64H87ZM174 63V64H173ZM179 63V64H178ZM181 63V64H180ZM187 63H189V64H187ZM208 63V64H207ZM228 63V64H227ZM183 64L184 65H188L187 67L188 68H191L189 71H188V68L186 67V66H184L185 68H183ZM191 64V65H190ZM201 64H203V65H207L206 67H208V68H206L205 66L203 67V65H201ZM215 64V65H214ZM238 64V63H237ZM70 65H72V66H70ZM180 65V66H179ZM197 65H199V66H197ZM217 65V66H216ZM230 67V66H232L233 67V65H235L234 67H235V69H234V67L231 69V68H229L228 66ZM36 66H37V68H36ZM38 66H39V68H38ZM78 68H77V67ZM196 66V67H195ZM211 66H212V68H211ZM214 66V67H213ZM221 66H222V68H221ZM226 66H227V69H229V70H225L226 69ZM236 66H237V68H236ZM40 67H43V69L41 68L40 69ZM203 67V68H202ZM216 67H217V69H216ZM225 67V68H224ZM71 68V69H70ZM77 68V69H76ZM179 68H180V71H178L179 70ZM195 68H198L199 69V71L200 72H196V69ZM206 68V69H205ZM220 68V69H219ZM70 69V70H69ZM72 69H75L74 70V73L76 72V74H75V76H74V73H73V71H72ZM192 69H193V72L191 73V71H192ZM195 69V70H194ZM197 69V70H198ZM202 69V70H201ZM206 70V72H205V70ZM214 69V70H213ZM77 70H79V72L77 71ZM219 70H220V72H219ZM224 72H222V71ZM225 70V71H224ZM239 70V71H238ZM69 71V72H68ZM188 71V73H186ZM195 71V72H194ZM203 71V72H202ZM227 71V72H226ZM228 71H230V72H228ZM236 71H237V73H236ZM72 72V73H71ZM180 72V73H179ZM185 72V73H184ZM190 72V73H189ZM233 72V73H232ZM235 72V73H234ZM42 73V74H41ZM71 73V74H70ZM178 73V74H177ZM182 73H184V74H182ZM199 74V76H200V74H201V76L199 77L198 76V74ZM204 73V74H203ZM217 73H219V74H225V73H227V74H225L224 75V79L225 80H223L222 78H223V76L222 75H218ZM38 74V75H39ZM73 74V75H72ZM180 74V75H179ZM182 74V75H181ZM186 74V75H185ZM192 74V75H191ZM231 76H230V75ZM232 74H234L235 75V77H234V75H232ZM71 75V76H70ZM184 75H185V77H184ZM188 75V76H187ZM227 75L228 76H230L232 79H230L229 77L227 78ZM181 76L183 77L182 79H181ZM192 78H191V77ZM195 78H194V77ZM225 76H226V78H225ZM49 77V76H48ZM75 79H74V78ZM187 77V78H186ZM239 77V76H238ZM51 78H52V76H51ZM186 78V81L185 80H183V79H185ZM235 78V79H234ZM179 79V80H178ZM191 79V80H190ZM195 79V80H194ZM229 81H228V80ZM234 79V80H233ZM8 80H12V78L10 79V77L8 78ZM182 82H181V81ZM194 80V81H193ZM199 80V81H198ZM220 80V79H219ZM64 81H65V83H64ZM68 81V82H67ZM70 81V82H69ZM169 82H170V80H168ZM185 81V82H184ZM192 81V82H191ZM195 81L197 82V84L195 83ZM233 81V82H232ZM11 83L9 84V85H11L12 87H11V89H12V91H13V93L14 94H16L15 92H18L19 94H22V95H18V93H17V95H15L14 97V99H13V103H15L16 104V102H17V104L18 105H21V104H23V103H27V101L28 102H30V103H27V105L29 106L28 107V110H27V114L29 115V114H31V116H30V118L32 117V118H34V120H35V118L37 119V116H38V114H39V112H38V114H36L37 113V110H39V103L40 102H38L37 100H34V101H32L31 100V96H29V98L28 99H30V100H27V97H28V95H31V94H29V93H27V91H29V88H30V86H26V85H22V83H19L18 81H16L15 80V82H14V80H12V81H10ZM12 82H13V84H14V86L12 85ZM188 82H190V83H195V85L194 84H191L190 85V83H188ZM226 82V83H227ZM63 83L65 84V85H63ZM184 83H185V85H184ZM202 83V84H201ZM225 83V84H226ZM21 86H20V85ZM182 84V85H181ZM202 86H201V85ZM62 85V86H61ZM76 85V86H75ZM150 85H152V83L150 84ZM230 85H227L228 87H230ZM0 86L2 87V88H0V90H1V92H0V96H1V94H2V98L0 97V103L2 102V103H4L5 102V100L6 101H11V97L9 96V92L6 90V88H5V86H2L1 84H0ZM26 86V87H25ZM127 86H128V84H127ZM170 86V85H169ZM178 86V87H177ZM182 86L184 87V89H186V87H188L185 91H184V89L182 88ZM198 86V87H197ZM237 86V85H236ZM4 87V88H3ZM14 87V88H13ZM19 87V88H18ZM23 87V88H22ZM74 87H76V88H74ZM173 87V88H172ZM175 87H177V88H175ZM200 87V88H199ZM234 87V88H233ZM239 86H237L236 87V90L238 89L239 91L237 92L238 94L237 95H240L239 94V92L240 91H242L243 93H245V94H248V97H247V95L245 96V98H244V96H243V94H242V92H240L241 93V95L239 96V97H241L240 99L242 100V103H244V100H246V103L248 104V108L251 106L252 107V110H250V111H252L251 113L248 111L249 109L247 108V107H245V104H244V106L242 105L241 106V108L242 107H244V110H245V108L247 109L246 111H244L243 110V108H242V111H243V113L246 115V116H248V117H250L249 116V114L251 115L253 112H255L256 111V113L258 112L257 111V107H256V105L257 106H259L258 105V101H256V103L257 104H255V107H254V103L251 101V99L249 100V99H247V98H249V94L250 93H247V92H244V90L245 89H243V90H241L242 89V87L239 89L238 88ZM24 89V90H26L25 92L23 91V93H20V92H22V89ZM26 88V89H25ZM85 88V91L83 90ZM181 88V89H180ZM191 88V89H190ZM194 88V89H193ZM196 88V89H195ZM204 88V89H203ZM230 88V89H231ZM17 89V90H16ZM44 89V90H43ZM176 89V90H175ZM201 89V90H200ZM3 90H6V92H5V94H4V92H3ZM15 90V91H14ZM20 90V91H19ZM43 90V91H42ZM57 90V91H56ZM89 89H87L86 90V87L85 86H82V88L80 89V92H79V94H77V97L79 96V99H80V102H82V103H79V106H73L72 108H73V110H72V108L71 107H68V105H69V101L67 100L66 101V99H65V97H61V99L59 100L60 101V105L58 106V109H57V106L56 107H54L53 109H52V111L51 112H53V113H51V114H54L53 116H55V117H53L51 114L49 115V120H50V122L52 123V125H53V129L55 130H53L52 129V131L54 132V134H53V132H51V134H50V137H49V140H50V142H49V140L47 141V142H49V144L46 142V140L42 137V139H40V138H35L34 136H31V134H29V133H27L26 132V134H24L25 136H23V138H20L19 137V140L20 139H23V140H21L20 142H21V144H20V146H16V144H15V142H14V140L12 139V141L10 140V139H8V138H6V137H4L2 134H1V132H0V160L2 161V159H5V160H7V161H5V163L3 162H1L0 163V165L1 164H3V166L1 165V167L4 169V170H6V168H7V171L5 172L4 171V173H2L1 174V172H2V170H1V168H0V191H7V192H10V191H13L12 189H14L15 188V186H16V184H17V187H18V185H20L21 183L23 184V183H35V184H38V186H39V188L41 189V193H42V195H45V198L43 199V203L47 200V202H45L46 204L47 203H50L49 201L51 200V197H57V195H58V197L57 198H59V197H61V196H59L60 195V193H61V191H63L62 193H64V192H66V194L64 193V195L65 196H69L68 198H70L71 196L73 197L74 196V198H77L78 197V195L79 194H81L80 193V191H78V189H79V185H80V183H81V181H80V179H79V181L77 180L78 178H76V176L75 175H78V174H80V176H83V178L85 179V181H86V185H88L87 187L88 188H90V190L88 189V188H86L87 190H89L88 192L89 193H95L94 194V196L95 197H93V195H92V193L90 194L91 195V199L92 200H90V199H88V203L90 204L89 206H91L90 208L92 209V208H94L96 205L97 206H100L99 208L102 210V211H98V212H95V209L94 210H91V214L93 215V219H92V222H93V224L92 225H94V226H92V227H95V228H91V229H95L94 231H92L89 235H88V237L86 238H84L83 236L82 237H76V238H74V239H72L71 241H67V240H64L63 238H62V236L61 235H59V233H58V231L57 230H54V229H56L55 228V226L54 227H52V225L53 224H51V223H49V221H48V219H44L45 217H44V215H43V213L41 214L40 212H42V211H40L39 209L40 208H42V207H40V208H38V210H36V213H38L37 214V217H38V223L39 224H35L34 226H33V229H31V230H33V233H32V231L30 230V231H21V232H16V233H14V234H12V235H14V236H8L7 238H5L4 239V237L3 236H1L0 235V264H94V263H97V264H124V261H125V264L127 263V260H128V263L127 264H131V259H128V258H132L131 256H130V254H128L129 252H127L125 249H124V247H122L123 245H121L122 244V242L120 241L121 240V237L119 236V234H118V232H116L117 230H115L116 228H115V225H114V221H113V216L112 215H110L112 212H110L109 213V211H111L110 209H109V211H108V209L107 208H110L109 207V205H108V203H107V201H106V199H100V198H105L103 195H101L102 194V191L100 190L102 187H103V182H102V179H104V180H106V181H109V182H111V180H112V182H111V187H112V189H114V190H116L115 191V194H117V196H119L118 198L120 199L122 196H124L125 194H127L126 196H124L123 198L125 199H120V200H122V202L124 201V202H126L129 198H127L128 197V193H126L127 191L125 190L126 189V187H125V185H124V183L125 182H121V181H119V179L118 178H115V179H113V175L112 174H114V172L113 173H108L109 175H111V176H108V174H107V172L106 171H108V170H105L104 168H102V167H99V165H98V163L97 164H95L96 162L95 161H93L94 160V155H95V153L97 154H99V153H102V154H99V155H101V157L102 156H104V155H106V154H104V153H107L108 152V150L110 149L109 147H112V145L110 144V143H104V142H107V138L106 137H101V143L104 145L103 146V148L101 147V148H99V149H101V150H99V149H97V151L98 152H96L95 150V148H93L94 147V144H93V142L92 141H94L93 139H95V135H93L95 132H96V126H98L97 124L99 123V121H100V119L99 118H95V117H97V116H93V115H82L81 114V112H80V110L82 111V107L81 106H83V104L84 105H86L87 103L89 104V103H92V101H90L91 99H93V98H91V97H93L95 94H96V92L95 91H93V92H91V91H88ZM179 90V92H177ZM180 90H181V93H180ZM184 92H183V91ZM197 90L198 91H200V92H198V93H196L197 92ZM202 90L204 91V93H205V95L203 94V92H202ZM47 91V92H46ZM54 91V92H53ZM84 91V92H83ZM174 91H176V94H174L175 92ZM189 91V92H188ZM196 91V92H195ZM214 91V92H213ZM40 92H41V94H39L40 96H43V95H45V93L47 94L48 92H49V90H46L45 88H41L40 89ZM44 92V93H43ZM169 92H170V94H169ZM187 92V95L186 94H184V93H186ZM206 92H208L207 94H206ZM211 92V95L209 94ZM213 92V93H212ZM178 93H180V94H184L183 96H185V97H183L182 99H181V97H182V95L180 96V94H178ZM189 93V94H188ZM192 93V94H191ZM197 94V95H194V94ZM200 93H202L201 95H200ZM7 94V95H6ZM23 94H26V95H23ZM48 94H51V93H48ZM92 94V95H91ZM208 94H209V98H207V96H208ZM244 94V95H245ZM5 95V96H4ZM72 95H74V94H72ZM76 95V94H75ZM84 95H85V98H84ZM88 95V96H87ZM91 95V96H90ZM166 95V96H165ZM172 95H173V97H172ZM188 95H190V96H188ZM251 95V94H250ZM7 96H9V97H7ZM90 96V97H89ZM180 96V99H177L178 97ZM199 96H201V97H205L206 96V98H199ZM252 96V95H251ZM6 97H7V99H6ZM25 97V98H24ZM164 97V98H163ZM166 97V98H165ZM190 97H192L191 99H190ZM213 97V98H214ZM220 97V98H219ZM243 97V98H242ZM8 98H10V100L8 99ZM89 99V101H88V99ZM170 98H172L171 100H170ZM173 98H175V99H173ZM195 98V99H194ZM19 99V100H18ZM22 99H24V100H22ZM87 101H86V100ZM164 99H168V100H165V102L164 101H162V100H164ZM176 99H177V101L179 102H176ZM188 99V100H187ZM199 99H203V101L202 102H199V101H201V100H199ZM244 99V100H243ZM22 100V101H21ZM27 100V101H26ZM62 100V101H61ZM64 100V101H63ZM179 100H181V101H179ZM192 100V101H191ZM214 100V99H213ZM4 101V102H3ZM20 101V103H18ZM38 103H37V102ZM59 101L57 102V105L59 104ZM85 101V102H84ZM63 102V103H62ZM64 102H66V103H64ZM169 102V103H168ZM197 102V103H196ZM203 102H204V104H203ZM220 103H221V101H219ZM254 102H255V100H254ZM31 103H32V105H31ZM33 103H34V105H33ZM37 103V104H36ZM62 103V104H61ZM113 103H115V106H114V104H112L113 106H112V108L114 109V112H115V110H116V114H117V116H119L120 115V117H116V118H118L119 120H122V116L121 115H123L121 112L123 111V113H124V109H122V108H120L119 107V110H117V107H116V104L117 105H119L120 103H118V102H113ZM189 103V102H188ZM199 103V104H198ZM162 104V105H163ZM175 104V105H174ZM178 104H179V106H178ZM181 104H182V107H181ZM198 104V106L200 107H198V106H196ZM66 105V106H65ZM163 105V106H164ZM172 105V106H171ZM174 105V106H173ZM176 105L178 106V107H176ZM203 105V106H202ZM250 105V106H249ZM34 106H38L37 107V109H36V107H35V109H34ZM64 107V110H63V108H61V107ZM119 106H121V107H123L121 104L119 105ZM201 106H202V108H201ZM247 106V105H246ZM7 107V106H6ZM18 108H16V107H14V110L16 111V114L18 115V116H20V114H22L21 116H24V114H25V112L24 111H20L19 110V106H17ZM31 107H33V109L31 110ZM78 107H80V108H78ZM96 107V106H95ZM168 107H166L165 109H163L164 111H166L167 109H168ZM176 107V108H175ZM2 110H0L1 111V113H3L2 115H3V118L5 117V116H8V115H10L11 113H13V112H15V111H13L12 112V110H11V108H6V112L3 110V106H1L0 107ZM30 108V109H29ZM59 108H60V110H59ZM66 108H68L67 110H66ZM70 108H71V110H70ZM75 108V109H74ZM200 109V110H199ZM9 110V111H8ZM11 110V111H10ZM17 110L18 111H20L21 113L19 114V113H17ZM32 112H31V111ZM35 110V111H34ZM56 110V111H55ZM57 110H58V112H57ZM76 110V111H75ZM92 110H94L93 108H92ZM180 110H178V112L180 111ZM197 110L198 111H200V112H197ZM8 111V112H7ZM31 112V113H29V112ZM34 111V112H33ZM65 111H70V112H72V114L70 113V112H65ZM117 111H119V112H117ZM55 112V113H54ZM63 112V113H62ZM66 114H65V113ZM74 112V113H73ZM77 112V113H76ZM249 112V113H248ZM7 113H9L8 115H7ZM35 115H33V114ZM50 113V112H49ZM69 113H70V116H69ZM79 113V114H78ZM13 114H15V113H13ZM76 114V115H75ZM5 115V116H4ZM27 115V116H28ZM58 115V116H57ZM66 116V117H63V116ZM73 115V116H72ZM78 115V116H77ZM20 116V117H21ZM60 116H62V117H60ZM72 116V117H71ZM88 116H89V118H88ZM252 116V115H251ZM52 117V118H51ZM60 118V119H58V118ZM75 117H77V121H76V118ZM91 117V118H90ZM32 118H31V120H32ZM55 118V119H54ZM57 118V119H56ZM61 118H63V120L61 119ZM64 118H66V120H67V122H66V120L64 119ZM68 118H69V120H70V122L68 121ZM72 118V119H71ZM73 118H75V121H74V119ZM93 118H95V119H93ZM4 119H7V117H5ZM52 119H54V120H52ZM52 120V121H51ZM56 120V121H55ZM59 120V121H58ZM62 120V121H61ZM65 120V121H64ZM73 120V125L71 124V121ZM91 120H92V122L94 123V121H96L94 124L91 122ZM98 120V121H97ZM118 120V121H119ZM188 120V119H187ZM30 121V120H29ZM54 121V122H53ZM61 121V122H60ZM64 121V123H63V128L65 129H63L61 126H62V122ZM183 121V120H182ZM59 122V123H58ZM67 124H66V123ZM70 123V128H72L73 127V129H69V123ZM78 123V124H77ZM93 125H92V124ZM61 124V125H60ZM78 126V127H76V125ZM84 124V125H83ZM57 125V126H56ZM66 125V127H68L67 128V130H70L71 132H72V134L70 135V131H67L66 130V128L64 127ZM72 125V126H71ZM24 126V127H23ZM31 125L29 124V123H22V128H28V127H30ZM95 127L94 129L95 130H93V128L92 127ZM75 127V128H74ZM85 127V128H84ZM83 128V129H82ZM63 131H62V130ZM84 129H85V131H84ZM0 130H1V128H0ZM73 130L75 131V132H73ZM76 131H78V133L79 134H77L76 135ZM82 132V134L84 135H80L81 134V132ZM94 131V133H92ZM125 131H127V130H125V128H124V131H123V133L121 134L122 136H121V138H123V141H122V139L120 138V140H119V145H120V143L121 144H123L124 145V143H125V141H126V139L124 138V133H125ZM56 132V133H55ZM65 132H68V133H65ZM58 133V134H57ZM90 133V134H89ZM53 134V135H52ZM89 134V135H88ZM66 135H67V137H69V139L71 140H68V138L66 137ZM93 135V136H92ZM58 138H57V137ZM72 136V137H71ZM78 136V137H77ZM81 136V137H80ZM27 139V142H26V139ZM34 139H33V138ZM53 137V138H52ZM61 137V138H60ZM74 137V138H73ZM86 137V138H85ZM57 138V139H56ZM92 140H91V139ZM7 139V140H6ZM29 139V140H28ZM43 139H44V141H43ZM53 139H55L54 141H53ZM82 139V140H81ZM86 141H84V140ZM1 140H2V142H1ZM4 140V141H3ZM8 140H10L9 142H6V141H8ZM31 140H32V143H31ZM42 140V141H41ZM57 140H59V141H57ZM91 141V142H88V141ZM125 140V141H124ZM30 141V142H29ZM35 141V142H34ZM36 141H38V143L36 142ZM39 141H41V143L39 142ZM67 141V142H66ZM73 141V142H72ZM80 141V142H79ZM109 141V140H108ZM121 141V142H120ZM7 143V144H6ZM30 143H31V145H30ZM37 143V144H36ZM46 143V144H45ZM55 143V144H54ZM71 143V144H70ZM74 143V144H73ZM32 144H34L33 146H32ZM36 144V145H35ZM38 144H40L39 145V147L37 146ZM42 144V145H41ZM53 144V145H52ZM65 144V145H64ZM79 144V145H78ZM91 144V145H90ZM102 144H101V146H102ZM109 144V145H108ZM4 145V146H3ZM5 145H7L6 147L8 148V150H7V148L5 147ZM21 145H22V147H23V149L21 148ZM44 145H46V146H44ZM47 145H49V147L48 148H50V149H48L47 148ZM62 145V146H61ZM76 145V146H75ZM81 145V146H80ZM88 145V146H87ZM117 145V144H116ZM115 145V146H116ZM119 145H117L116 147H113L114 149H116L115 151H114V149H110L111 151L110 152H112V153H115L116 151L118 152L119 150H120V148H118L119 147ZM12 146V149H10L9 147H11ZM33 148H32V147ZM36 146V147H35ZM66 146V147H65ZM71 146H73V147H71ZM78 146H79V148H78ZM108 146V147H107ZM2 147V148H1ZM4 147H5V149H4ZM55 147H56V149H55ZM61 147V148H60ZM65 147V148H64ZM68 147V148H67ZM93 149H92V148ZM20 148V149H19ZM32 148V149H31ZM37 148H42L41 150H42V153H39L38 152V149ZM44 148V149H43ZM48 149V150H51V152L50 151H48V150H46L45 151V149ZM63 148V149H62ZM67 148V149H66ZM82 148V149H81ZM87 148V152H86V149ZM90 148V149H89ZM29 149H30V151H29ZM34 149V150H33ZM71 149V150H70ZM104 151H106V152H104ZM239 149V151H237ZM238 149H236V153H238V152H240V153H238V154H241V152H243V151H241L242 149H240V148H238ZM17 150V151H16ZM19 150V151H18ZM22 150L24 151L23 153L26 155V156H24L23 154H22ZM32 150V151H31ZM36 150V151H35ZM54 150H57V151H59V152H57V151H54ZM70 150V152L71 153H69L68 151ZM81 150H83L84 151V154L82 153L83 151H81ZM2 151V152H1ZM3 151H5V152H3ZM20 151H21V153H20ZM45 151V152H44ZM49 153H48V152ZM60 151H61V153H60ZM63 151V152H62ZM73 151L75 152V153H73ZM77 151V152H76ZM95 151V152H94ZM100 151H103V152H100ZM114 151V152H113ZM17 152V154H15V156H14V153H16ZM33 152V153H32ZM38 154V157H39V155L41 156V157H39V158H37L36 156V153ZM43 152H44V154H43ZM86 152V153H85ZM1 153H3L2 155H1ZM18 153H20L21 154V156H20V154H18ZM28 153V154H27ZM30 153V154H29ZM32 153V154H31ZM46 153V154H45ZM53 153V154H52ZM69 153V154H68ZM72 153H73V155H72ZM92 154L90 157H89V154ZM42 154V155H41ZM48 154V155H47ZM64 154V155H63ZM68 154V155H67ZM75 154V155H74ZM77 154H79V155H77ZM97 154V155H98ZM18 155V156H17ZM29 155V157H31L30 159H28V156ZM32 155H34V156H32ZM36 155V156H35ZM51 155V156H50ZM54 155V156H53ZM58 155V156H57ZM85 155V156H84ZM86 155H88L87 157H86ZM2 156H4V158L2 157ZM44 156H46V157H44ZM52 156H53V158H52ZM56 156L58 157V159H56ZM60 156H63V157H60ZM77 156V157H76ZM79 156H81V158H79ZM83 156V157H82ZM6 157H7V159H6ZM15 157H18V158H16V159H14ZM34 157V158H33ZM50 157V158H49ZM55 157V158H54ZM65 157H67V159L65 158ZM72 157V158H71ZM85 157H86V159H85ZM36 158V159H35ZM43 158V159H42ZM47 158V159H46ZM49 158V159H48ZM53 160H52V159ZM62 158H64L62 161H61V159ZM71 159V161H72V159L74 158H79L80 160H79V169H81V170H79L78 171V169H76L75 171L77 172V174H76V172L74 171V170H71V169H69L70 167V164H71V162H70V160L69 159ZM87 158H90L91 159V161L92 162H94V163H92V162H90L89 160L90 159H87ZM93 158V159H92ZM10 159V160H9ZM19 159H21L20 161H19ZM24 159V160H23ZM25 159H27V161L25 160ZM34 159H35V161H42V162H36L35 163V161H34ZM38 159V160H37ZM52 160V161H54V162H49L48 160ZM57 160V161H59V163H60V165H59V163L58 162H55V160ZM83 159V160H82ZM86 161H85V160ZM66 160V161H65ZM4 161V160H3ZM17 161V162H16ZM45 161V162H44ZM63 161H65V164H64V162ZM82 161V162H81ZM86 162V164H85V162ZM24 162H25V164H24ZM27 162V163H26ZM46 162H49L48 164L46 163ZM69 162H70V164H69ZM88 162H90V163H92V164H89ZM8 165H7V164ZM39 163V164H38ZM40 163H41V165L44 163V165L45 166H43V167H45L44 168V171L41 173V171L39 170V167H40ZM46 163V164H45ZM54 163V164H53ZM64 165H63V164ZM81 163H83L84 165H81ZM13 164V165H12ZM37 164L39 165L38 166V170L36 169V171H34L35 170V168L37 167ZM50 164H51V166H50ZM52 164H53V166H52ZM67 164V166L64 168V166ZM68 164H69V166H68ZM9 166V167H7V166ZM12 165V166H11ZM25 165H26V168H25ZM35 165H36V167H35ZM50 166V167H48V166ZM56 165V166H55ZM89 165H91L92 167H90ZM98 165V166H97ZM172 165V164H171ZM14 166V168L16 167V166H20V167H17V170L20 168V170L17 172V170H16V173L14 174V172H15V170H14V168H11V167H13ZM22 166H24V167H22ZM28 166V167H27ZM34 167V169L32 170V168L31 167ZM55 166V167H54ZM61 167V168H59L58 169V167ZM84 166V167H83ZM89 166V167H88ZM95 166V167H94ZM97 166V167H96ZM29 167H30V169H29ZM48 167V168H47ZM52 167V169H54V170H52V169H49V168H51ZM67 167H69V168H67ZM231 168L233 167V166H230ZM229 167V168H230ZM9 168H11V169H9ZM24 168V169H23ZM47 168V169H46ZM94 170H92V169ZM97 168L99 169V170H97ZM102 168V169H101ZM16 169V168H15ZM28 169V170H27ZM46 169V170H45ZM56 169H58L57 171H56ZM62 169V170H61ZM84 169H85V171H84ZM186 169V168H185ZM189 169H191V168H189ZM232 169H234V168H232ZM11 172L12 171V173H10L9 171ZM14 170V171H13ZM26 170V171H25ZM33 172H31V171ZM51 170V171H50ZM101 170V171H100ZM105 170V171H104ZM187 170V169H186ZM31 173H30V172ZM46 171H48V172H46ZM74 173V175L71 173ZM81 171V173L82 172H84L83 174L85 175V176H88L87 178H85V176L84 175H82L81 173H79ZM91 171V172H90ZM95 173V174H97V175H99L100 174V176H97V175H95V174H93V172ZM100 171V172H99ZM192 171V170H191ZM26 172H28V173H26ZM36 172V173H35ZM62 172V173H61ZM85 172H86V174H85ZM99 174H98V173ZM105 172V173H104ZM109 172V171H108ZM55 173V174H54ZM60 173V174H59ZM68 173V174H67ZM90 173V174H89ZM102 173V174H101ZM186 173H188V170L186 171ZM192 173V172H191ZM7 174H9V175H7ZM18 174V175H17ZM29 174V175H28ZM35 174V175H34ZM43 174H45V175H43ZM59 175V178H60V176H63V180L62 181H59L58 179H55L56 177H58V175ZM6 175V176H5ZM16 175V176H15ZM32 175V176H31ZM42 175V176H41ZM52 175V178L50 177V176ZM56 175V176H55ZM65 175H66V177H65ZM69 175H71V177L69 176ZM73 175V176H72ZM102 175L104 176V177H102ZM165 175V173H163L162 175H158V180H159V176H160V178L162 179H160L159 181H158V183L159 182H161L160 183V185L158 184V185H156V184H154L152 187H150V189H149V191H148V193L149 194H151L150 196V198L152 199L151 201H153V203L152 204H154V202L156 203V205L154 204L153 206V212H151V214H150V217H148L147 219L148 220H138L139 222H137V216H134V214H135V212H134V210H126L125 211V217L127 216V214H128V216L126 217V219L127 218H129L130 220H131V218L133 219V220H129V219H127L130 223H132V225H133V228H135L136 226H134L135 224L137 225V229H136V231H137V234H138V236H139V238H142V239H144L145 237H146V234L149 232V234H150V236H153V237H162V238H160L159 239V243H157V245H156V247H157V249L158 250H161V251H164L165 250V247H166V249L169 247V245H174V246H176V244L173 242V240H172V242L171 241H169V240H171L172 239V237L174 236V235H176V234H179V232H180V229H179V227L178 226H180V224L181 223H184V222H189V221H193L194 219H201L200 221H202V224L204 225H209L212 221V223L211 224H213L212 225V229H213V231H214V233L216 234V237H218V244H214V245H211L212 243L211 242H209V238H210V235H209V232H206V231H204V232H199V239L200 240H193L194 242H192V240L190 239V238H188L187 236V238L185 237V232H187L188 233V231H185L184 232V238H185V240H186V246H187V251L189 250V252H190V254H192V255H194V264H199V263H203V261H204V263H206V264H211V262H212V264H231V259H230V257H231V255H232V257L231 258H238L239 257V255H240V253H241V251H240V249H241V246L243 245V244H250V243H252L253 242V237L251 236V235H249L248 237H246V238H244V236L242 237L241 235H237L235 232H234V226L233 225H235L234 224V221L233 220H229V221H227V223L229 224L228 225V227H230V225H231V228H228L227 227V229H226V226L225 227H223L224 225H223V222H222V220H220V218L218 217H216L215 215H214V213L212 212H209V211H212L213 209H214V206H213V203H211V200H212V202L214 201V199L213 198H215V196H216V194H217V192H218V194L221 192V191H224L225 190V188H222V187H220L219 189H221V190H219V189H217L216 188V192H214L215 190H212V189H209L208 191L210 192H213L214 194L213 195H210L211 197H210V199L208 198V200H207V202H205V201H203V202H200L198 199H196L197 201L196 202H194V203H197V202H199L197 205H194V204H192V206L191 205H188V203H190V201L188 202V197H187V199L185 200H183V204H182V201L179 203L177 200H175V198H176V195H175V193H174V191L171 189V187H170V185H169V183L168 184H166L165 182H168L167 180H166V176H164ZM193 175V174H192ZM3 176H4V179H1V178H3ZM8 176V177H7ZM30 176V177H29ZM35 176V177H34ZM36 176H38V180H37V177ZM45 176V177H44ZM55 178H54V177ZM79 176V175H78ZM77 176V177H78ZM106 176V177H105ZM107 176H108V179L109 180H107ZM164 178H163V177ZM7 179H6V178ZM43 177V178H42ZM47 177V178H46ZM64 177L66 178V179H64ZM67 177H69V178H67ZM99 177V178H98ZM100 177H102V179H100ZM44 178H46V179H44ZM62 178V177H61ZM60 178V179H61ZM112 178V179H111ZM36 179V180H35ZM44 179V180H43ZM48 179V180H47ZM50 179L52 180V179H55V180H57L58 182H54L55 184H60V185H63L64 187V189H62L61 187H60V185H56V188L54 187V185L52 186L53 188H55V189H53V188H51V185L52 184H54L53 182H52V184H51V181H50ZM73 179V180H72ZM75 179V180H74ZM89 179V180H88ZM92 179V180H91ZM97 179H98V181H97ZM100 179V180H99ZM111 179V180H110ZM164 179V180H163ZM43 180V181H42ZM113 180H117L116 182H117V184H116V182L115 181H113ZM194 180V179H193ZM192 180V183H193V185H195L194 184V182H195V180L193 181ZM42 183H41V182ZM44 181H46V182H44ZM48 181V182H47ZM80 182V183H78V182ZM88 181H90V182H88ZM5 182V183H4ZM9 182V183H8ZM19 182V183H18ZM50 182V183H49ZM63 182H64V184H63ZM72 182V184H70ZM95 182H97V183H95ZM99 182V183H98ZM119 182H120V184H121V186H120V184H119ZM163 182V183H162ZM45 183H46V185H45ZM67 183V184H66ZM75 183V184H74ZM78 185H77V184ZM88 183V184H87ZM91 183V184H90ZM94 183V184H93ZM102 183V184H101ZM112 183H114L113 185H112ZM165 183V184H164ZM2 184V185H1ZM5 184H7V185H5ZM15 184V185H14ZM90 184V185H89ZM101 184V185H100ZM126 184V183H125ZM161 184H163L162 185V187H161ZM4 185L5 186H7V187H4ZM13 185V186H12ZM85 185V186H86ZM92 185V186H91ZM95 187H94V186ZM96 185H97V187H96ZM115 185V186H114ZM169 185V186H168ZM10 186V187H9ZM58 186V187H57ZM71 186H72V189H71ZM73 186H75V187H73ZM77 186H78V188H77ZM90 186V187H89ZM116 186H117V188L118 187H120L119 189H117L116 188ZM123 186L125 187V189L123 188ZM136 186V187H135ZM156 186V189L154 188ZM160 186V187H159ZM16 187V188H17ZM69 187V188H68ZM95 189H94V188ZM99 187V188H98ZM115 187V188H114ZM134 187L135 188H138V185H135L134 184ZM157 187H158V189H157ZM170 189H169V188ZM7 188H9V189H7ZM57 188H61V189H57ZM67 188V189H66ZM77 188V189H76ZM122 188V189H121ZM162 190H161V189ZM164 188V189H163ZM166 188H168V191H166ZM5 189V190H4ZM51 189L53 190V191H55V192H52L51 191ZM75 189V190H74ZM95 191H93V190ZM96 189H97V191H96ZM152 189V190H151ZM223 189V190H222ZM15 190V189H14ZM56 190H58V192L56 191ZM60 190V191H59ZM65 190V191H64ZM80 190V189H79ZM99 190L101 191V192H99ZM102 190H103V188H102ZM113 190V191H114ZM119 190V191H118ZM160 190H161V192H160ZM166 192V193H164L163 194V192L164 191ZM169 190L170 191H173V194H172V192H169ZM190 190V189H189ZM218 190V191H217ZM69 191V192H68ZM70 191H72V192H70ZM75 192V195H74V192ZM78 191V192H77ZM158 191V192H157ZM50 192H52V193H50ZM118 192H122L121 194V197H120V193H118ZM160 192V194H159V196H158V193ZM189 193H190V191H188ZM188 192H187V194H188ZM47 193V194H46ZM55 193V194H54ZM69 195H68V194ZM79 193V194H78ZM98 193H101V194H98ZM125 193V194H124ZM152 193H153V195H152ZM171 195V197L169 196V194ZM216 193V194H215ZM48 194H50V196L48 195ZM52 194H53V196H52ZM73 194V195H72ZM83 194V193H82ZM81 194V195H82ZM99 196H98V195ZM157 195V196H155V195ZM162 194V195H161ZM165 194L166 195H168V196H166V197H163V196H165ZM54 195H56V196H54ZM71 195V196H70ZM77 195V197H75ZM173 195V196H172ZM215 195V196H214ZM46 196H48L47 197V199H46ZM96 196H98V198L96 197ZM101 196H103V197H101ZM161 196V198H159ZM212 196H214L213 198H212ZM64 197V196H63ZM60 198V199H64V198ZM90 197V196H89ZM88 197V198H89ZM155 197V198H154ZM163 197V198H162ZM170 197V198H169ZM173 197H174V199H173ZM232 196H230L229 197V199L231 198ZM49 199V200H48ZM100 200V202L102 203H104V204H101L100 202H99V200ZM127 199V200H126ZM154 199H155V201H154ZM159 199V200H158ZM163 199V200H162ZM164 199H166V200H164ZM169 199V200H168ZM45 200V201H44ZM93 200H95L94 202H92ZM102 200V201H101ZM171 200V201H170ZM173 200V201H172ZM61 202L60 203H57L56 204V206H58V205H62V204H64L65 202H66V199H64V201L63 200H60ZM63 201V202H62ZM96 201H98V202H96ZM158 201V202H157ZM161 201H164L165 202V204H166V201H168V204H166L165 206L166 207H164V202H161ZM210 201V202H209ZM91 202V203H90ZM175 202V203H174ZM188 202V203H187ZM209 202V203H208ZM44 203V204H45ZM95 203H96V205H95ZM98 203V204H97ZM159 203V204H158ZM175 204V206H174V204ZM184 203H185V205H184ZM200 203H202V204H200ZM204 203H205V205H204ZM93 204V205H92ZM158 204V205H157ZM162 204V205H161ZM179 204H181V205H179ZM186 204H187V206L189 207V209H188V207L186 206ZM102 205H107V206H104V208H103V206ZM172 205V206H171ZM186 206V207H183V206ZM199 205H203V207H201V206H199ZM208 205V206H207ZM55 206V208L56 209H58L59 208V206L58 207H56ZM94 206V207H93ZM102 206V207H101ZM169 206V207H168ZM179 206V207H178ZM197 206V208H195ZM213 207V209H211L212 207ZM61 207V206H60ZM107 207V208H106ZM161 207H163V208H165V210L163 209V212L165 213L166 212V214H168V213H170V214H172L171 216H170V214H168V215H166V214H164L163 212V214L161 213V211H160V209H161ZM173 207V208H172ZM182 207H183V209H188V210H185V211H183L182 210ZM191 207H194V208H192L191 209ZM199 207H201V208H199ZM207 207V208H206ZM211 207V208H210ZM106 208V210H104ZM157 208V210H156V213L158 214V212H159V214H158V216H160V213H161V216L163 217V218H161V216H160V219H161V221H164V222H162V224H161V222H160V220L158 221V219H159V217H157V218H155L156 216H157V214H156V216L154 217V215L153 214H155V209ZM168 208H170V209H168ZM178 210H177V209ZM180 208V209H179ZM204 208H206V209H204ZM99 209V210H100ZM178 211H176V210ZM197 211H195V210ZM199 209H201L200 210V212H199ZM211 209V210H210ZM162 210V209H161ZM166 210H168V211H166ZM172 210H174V211H172ZM179 210H181V211H179ZM203 210V211H202ZM208 210V211H207ZM92 211H93V213H92ZM170 211V212H169ZM182 211H183V213H182ZM186 211H188V213L189 212H193L192 214L190 213V214H188ZM206 211H207V213H206ZM104 213V214H102V213ZM130 214H129V213ZM132 212H134V214L132 213ZM195 212V213H194ZM199 212V213H198ZM204 212H205V214H204ZM95 213V214H94ZM176 215H175V214ZM196 213L197 214H199V217H198V215H196ZM203 215H202V214ZM208 213H211L212 215H211V218H212V220H210L211 218H209V216H210V214H208ZM43 215V216H41V215ZM99 214H102V215H104V217L102 216V215H99ZM109 214V215H108ZM193 214H195V215H193ZM208 214V215H207ZM92 215H91V217H92ZM110 216V217H107V216ZM129 215H130V217H129ZM133 215V217H131ZM166 215V216H165ZM173 215H174V217H173ZM178 215H180V218H179V216ZM181 215H182V217L184 218V219H182V217H181ZM193 215V216H192ZM206 215V216H205ZM41 216V217H40ZM99 216H100V218H99ZM101 216L103 217V219L101 218ZM169 216V217H168ZM192 216V219H190V217ZM196 217V218H193V217ZM42 217H43V219H42ZM154 218V220H153V218ZM177 218L176 220H178L179 219V221L180 222H178V221H176L175 220V222H173V221H169V218ZM189 217V218H188ZM204 219V217L206 218V217H208V218H206L208 221H206V219L204 220L205 221V223H204V221H203V219ZM136 218V219H135ZM186 218V219H185ZM217 218V219H216ZM139 219V218H138ZM150 219V220H149ZM166 219H168V221H166ZM189 219V220H188ZM41 220V221H40ZM94 220V221H93ZM110 220V221H109ZM152 220V221H151ZM155 220H157V222H155ZM186 220V221H185ZM188 220V221H187ZM97 221H98V223H97ZM145 221H146V223H145ZM151 221V222H150ZM211 221V222H210ZM41 222H42V224H41ZM136 222V223H135ZM153 222V223H152ZM160 222V223H159ZM166 222V224H164ZM169 222V223H168ZM178 222V224H176ZM206 222H207V224H206ZM210 222V223H209ZM214 222H217V223H214ZM242 222H244V224L245 223H247L248 222V220L247 219H244V218H242ZM47 223H49V224H47ZM141 223V224H140ZM145 224L144 226H146L147 227V230H146V227H144L142 224ZM148 223V224H147ZM155 223V224H154ZM180 223V224H179ZM199 224L201 223V222H198ZM96 224H98L97 225V227H96ZM147 224V225H146ZM161 224V225H160ZM172 224H174V225H178L177 227L176 226H174V225H172ZM202 224H200L202 227H205V225L203 226ZM210 224V225H211ZM233 224V225H232ZM38 225H39V227H38ZM104 225V226H103ZM108 227H107V226ZM149 225V226H148ZM157 225H159V226H157ZM104 228H103V227ZM139 226H140V228H139ZM161 226V227H160ZM162 226H164V227H162ZM169 226V227H168ZM34 227H36V228H34ZM106 227H107V229H106ZM175 227V228H174ZM216 227V228H215ZM219 227H221V228H219ZM222 227H223V229H225V230H221L222 229ZM98 228V229H97ZM108 228H109V230H108ZM110 228H111V230H110ZM155 228H157V229H155ZM161 228V229H160ZM178 228V229H177ZM36 229V230H35ZM53 229V230H52ZM97 229V230H96ZM106 229V230H105ZM149 229V230H148ZM162 229H163V231L164 230H166V231H168L169 232V230H171V232H169V235H167V236H162V233H163V231H162ZM175 229V230H174ZM203 229V228H202ZM218 229V230H217ZM229 229H230V231L231 232H229ZM99 230V231H98ZM101 230V231H100ZM103 230V231H102ZM154 230H156V231H154ZM174 230V231H173ZM218 232H217V231ZM35 231V232H34ZM55 231V232H54ZM109 231V232H108ZM112 231H115L114 233L112 232ZM158 231V232H157ZM190 231V230H189ZM220 231V232H219ZM227 234H224V232ZM97 232V233H96ZM100 234H99V233ZM157 232V233H156ZM178 232V233H177ZM191 232V231H190ZM190 232L187 234L186 233V235H189L190 234ZM223 232V233H222ZM228 232V233H227ZM56 233V234H55ZM58 233V234H57ZM104 234V236H103V234ZM111 233V234H110ZM207 235H206V234ZM222 233V234H221ZM232 233V234H231ZM17 234H18V236H17ZM164 234V233H163ZM228 234H230V235H228ZM234 234V235H233ZM85 235V234H84ZM161 235V236H160ZM221 237H220V236ZM233 235V236H232ZM96 238H95V237ZM103 236V237H102ZM106 236H109V237H106ZM142 236H144V237H142ZM207 236H209L208 237V239L206 238ZM224 236H226V239H227V241H225V242H222V241H224L223 239L225 238ZM230 236H232V237H230ZM236 237V236H238V237H236V239L235 238H233V237ZM19 237V238H18ZM55 237V238H54ZM166 237H168V239H166ZM202 237H204V238H202ZM219 237H220V239H219ZM3 238V239H2ZM90 238V239H89ZM238 238V239H237ZM241 238V239H240ZM244 238V239H243ZM52 239V240H51ZM57 239H58V241H57ZM112 239V240H111ZM114 239V240H113ZM142 239H141V241H142ZM147 239V237L143 240V242L145 241ZM225 239V240H226ZM245 239H247V240H245ZM16 240V241H15ZM91 240V241H90ZM94 242H93V241ZM115 240H118V241H116L115 242ZM204 240V242H201V241H203ZM207 240V241H206ZM221 240V241H220ZM237 240H240V242L238 241L237 242ZM243 240V241H242ZM249 240V241H248ZM54 241H56V242H54ZM67 241V242H66ZM97 241V242H96ZM165 243H164V242ZM197 241V242H196ZM199 241V242H198ZM231 242V244H230V242ZM251 241V242H250ZM2 242V243H1ZM68 242H69V244H68ZM83 242V243H82ZM115 242V243H114ZM161 242H163V243H161ZM171 242V243H170ZM206 242V243H205ZM222 243V244H220V243ZM242 242V243H241ZM248 242V243H247ZM61 244V245H57V244ZM77 243H79V244H77ZM110 243V244H109ZM121 243V244H120ZM161 243V244H160ZM192 243V244H191ZM198 243H200V244H198ZM203 243H205V247L206 248H208L207 250L209 251V252H207L206 253V251L203 249ZM229 243V244H228ZM241 243V244H240ZM64 244H66L67 246H69V247H67L66 245H64ZM77 244V245H76ZM163 244V245H162ZM166 244V246H164ZM191 245L190 247H189V245ZM196 246V244H197V247H195L194 245ZM208 244H210L209 246H208ZM220 244V245H219ZM224 244H226V245H224ZM84 245H86V246H84ZM162 245V246H161ZM218 245V246H217ZM92 246V247H91ZM164 246V247H163ZM192 246H193V248H192ZM208 246V247H207ZM210 246H214V247H210ZM216 246H217V248H216ZM219 246H220V248H219ZM225 248H224V247ZM239 246V247H238ZM63 247V248H62ZM66 247V248H65ZM162 247H163V249H162ZM196 249H195V248ZM199 247V248H198ZM209 247H210V249H209ZM198 248V249H197ZM214 248V249H213ZM231 248H234V250H232L231 249V251H230V255H228V256H226V255H224L225 253H228L229 252V250ZM237 248V249H236ZM65 249V250H64ZM82 249H85L84 250V252H82L83 250ZM102 249V250H101ZM106 249V250H105ZM193 249H195V251L196 252H194V250ZM227 249V250H226ZM213 250V251H212ZM223 251L224 252V254H223V252H222V254H220V253H218V251ZM224 250H226V251H228V252H225ZM238 250H239V252H238ZM80 251V252H79ZM109 251V252H108ZM193 251V252H192ZM202 251H203V253H202ZM235 251V252H234ZM98 252V253H97ZM124 252V253H123ZM234 252V255L232 254V253ZM67 253V254H66ZM89 253V254H88ZM91 253V254H90ZM198 253H200V255H198ZM206 253V254H205ZM238 253H239V255H238ZM93 254H96V255H93ZM99 254V255H98ZM120 254V255H119ZM122 254H125V255H123L122 256ZM197 254V255H196ZM201 254H204V255H201ZM211 254H213V256H216V258H217V260L215 259V257H213V259H211L210 258V255ZM64 255V256H63ZM98 255V256H97ZM119 255V256H118ZM209 255V256H208ZM104 256H106V257H104ZM121 256V257H120ZM126 258H125V257ZM198 256V257H197ZM205 257L207 260H205V258L203 259V257ZM206 256H208V257H206ZM224 256H226V258L224 257ZM235 256V257H234ZM96 259V260H94V261H92L94 258ZM3 258V259H2ZM6 258V259H5ZM81 258L83 259V260H81ZM99 258V259H98ZM101 258V259H100ZM110 258H112V260L110 259ZM122 258H124V260L122 259ZM197 258V259H196ZM199 258H202V259H199ZM221 258H223V259H221ZM2 259V260H1ZM68 259H70V260H68ZM98 259V260H97ZM105 259H109V260H105ZM123 260V262H122V260ZM127 259V260H126ZM200 261H199V260ZM227 259V260H226ZM258 259V262H260L261 260L259 259V257L257 258ZM53 260V261H52ZM62 260V261H61ZM101 260H103V261H101ZM197 260V261H196ZM213 260V261H212ZM225 261V263H223L224 261ZM230 260V261H229ZM5 261V262H4ZM57 261V262H56ZM96 261V262H95ZM107 263H106V262ZM121 262V263H119V262ZM208 261V262H207ZM210 261V262H209ZM222 261V262H221ZM228 261V262H227ZM4 262V263H3ZM54 262V263H53ZM82 262V263H81ZM84 262V263H83ZM98 262H100V263H98ZM118 262V263H117ZM130 262V263H129ZM214 262H216V263H214ZM219 262V263H218ZM257 262V261H256ZM260 263H262V262H260ZM259 263V264H260Z\"/></svg>",
  "mask_w": 264,
  "mask_h": 264
}]
</instances>
